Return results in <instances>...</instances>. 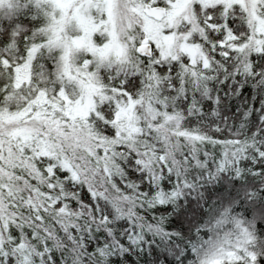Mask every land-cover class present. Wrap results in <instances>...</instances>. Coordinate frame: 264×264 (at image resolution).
Wrapping results in <instances>:
<instances>
[{
  "label": "snow or ice",
  "instance_id": "obj_1",
  "mask_svg": "<svg viewBox=\"0 0 264 264\" xmlns=\"http://www.w3.org/2000/svg\"><path fill=\"white\" fill-rule=\"evenodd\" d=\"M0 264H264V0H0Z\"/></svg>",
  "mask_w": 264,
  "mask_h": 264
}]
</instances>
